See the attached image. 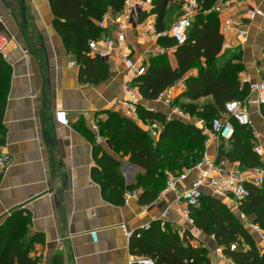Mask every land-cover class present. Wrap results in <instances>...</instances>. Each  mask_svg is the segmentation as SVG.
Here are the masks:
<instances>
[{
    "label": "crops",
    "instance_id": "0c3cea01",
    "mask_svg": "<svg viewBox=\"0 0 264 264\" xmlns=\"http://www.w3.org/2000/svg\"><path fill=\"white\" fill-rule=\"evenodd\" d=\"M175 1L178 0L174 4ZM7 2L12 9H7L0 0V35L12 38L15 46L3 58L12 68V77L3 119L5 142L0 152L10 156L11 163L3 170L0 182V225L19 211L28 216L29 235H38L44 241V244L36 243L31 253L40 264H50L56 255H61L62 264H128L134 255L130 251L133 236L128 237L127 233L145 232L143 227L160 221L170 205L182 209L183 204L175 201L173 193L164 191L156 202L142 206L139 203L142 191L136 190L133 192L137 195L128 204L116 206L105 199L95 178L96 147L101 150L100 156L108 153L120 162V172L127 185L134 184L137 174L143 172L129 157L115 154L110 141L100 133V123L108 119V111L127 118L116 105L126 97L125 68L117 56L113 57L104 61L109 65L107 81L98 85L82 83L80 66L67 53L53 26L49 0H27L26 28L16 1ZM253 5L264 12V0H248L246 5L230 0L226 11L219 16L220 20L239 18L248 31L246 41L240 36L229 37V48L222 50L220 58L238 57L235 63L243 65L244 77L261 82L264 80V16L248 21L247 7ZM152 18L155 20L154 15ZM114 32L109 27L104 33L113 35ZM126 34L132 56L144 60L148 70L152 60L158 57L152 56L158 43L142 41L132 30ZM175 51L176 47L168 48L165 54L173 69L178 66ZM191 75L197 76L198 70L187 77ZM180 98L182 95L176 101ZM255 100L256 95L251 94L247 103L254 137L257 131L264 137V118ZM210 101L212 97L202 98L196 104ZM142 103L149 110L170 113L159 102ZM57 112L66 113L68 125L58 122ZM196 124L204 128L203 122ZM141 129L146 132V128ZM208 139L206 152L210 158L216 159L221 147H232L228 142L218 147L215 139L209 136ZM235 164L240 166L238 162ZM194 177L190 175L179 182L178 189L188 187ZM169 224L176 230L187 225L177 214ZM192 237L191 243L195 246L205 247L206 241L216 245L213 238L202 232ZM211 258L214 264H234L229 259L217 262L212 251Z\"/></svg>",
    "mask_w": 264,
    "mask_h": 264
},
{
    "label": "trees",
    "instance_id": "16d2710c",
    "mask_svg": "<svg viewBox=\"0 0 264 264\" xmlns=\"http://www.w3.org/2000/svg\"><path fill=\"white\" fill-rule=\"evenodd\" d=\"M173 1L153 0L149 15L155 16L157 33L167 31V18ZM200 1L202 11L197 15L184 45H178L170 37L158 39L161 47H176L177 68L171 67L167 56L155 57L146 74L136 80L135 86L143 101L154 102L166 88L185 79L187 91L182 97L189 102L176 101L175 106L191 120L197 118L211 126L212 121L225 112L227 103L244 101L251 92L249 85L240 82L239 74L244 67L235 63L239 58H220L224 46L220 18L215 12L205 13L217 0ZM49 3L54 16L53 26L67 53L80 66V81L92 85L107 81L109 65L101 58L90 56L89 43L104 34L98 23L110 11L120 13L125 0H49ZM145 15L143 13L140 19L143 20ZM195 69L198 75L187 77ZM11 77L12 68L0 55V150L5 142L3 119ZM208 97H212V101L202 107L196 104ZM138 111L144 121H157L163 125L159 140L155 141L136 122L116 112L108 111V119L100 123V133L110 141L114 153L122 158L129 157L132 164L143 170L137 174L134 184H126L117 159L108 153L100 156L101 150L94 148L95 178L105 199L116 206L125 204L127 191L136 190L142 191L140 205L153 204L166 189L169 175L179 177L194 168L206 152L208 137L196 123L177 117L168 121L165 113L150 111L142 105ZM260 113L264 118V105H261ZM232 122L235 135L228 142L232 147L220 148L219 161L238 162L244 169L261 166V158L254 152V130L234 119ZM2 177L3 170H0V182ZM248 189L250 196L239 207L246 221L221 199L209 194L203 195L199 206L192 208L191 217L196 229L207 237H213L224 256L234 264H264V249H260L257 234L248 227L256 225L264 233V183L261 187L248 186ZM29 225L30 218L20 211L0 225V264H40L39 259L31 257V253L36 243L44 244V241L38 235H29ZM192 240L189 231L181 234L169 222L162 230L161 221H155L141 237L134 235L131 238L130 251L134 256L152 258L158 264H214L210 250L203 245H193ZM236 244L237 250L232 251L231 246ZM244 246L248 249L245 250ZM61 261V255H56L50 264H62Z\"/></svg>",
    "mask_w": 264,
    "mask_h": 264
},
{
    "label": "built area",
    "instance_id": "2783aa9c",
    "mask_svg": "<svg viewBox=\"0 0 264 264\" xmlns=\"http://www.w3.org/2000/svg\"><path fill=\"white\" fill-rule=\"evenodd\" d=\"M182 14L175 22L172 29L165 33H157L155 28V20L149 15L145 20H141V15L150 13L152 11L153 0H125L124 8L120 13L115 14L110 11L98 23L100 29L104 32L113 27L114 34H103L99 39L92 40L89 43L90 56L101 59H112L117 56L121 65L124 66L127 81H126V97L119 99L116 103L117 107L121 109L123 114L130 120L136 122L155 140L159 139L163 131V126L157 121H144L140 115L138 108L142 105V97L139 93L135 82L147 72V67L144 60L135 59L132 56V48L127 42V30H132L137 33V36L142 41H155L161 37H170L176 41L178 45H184L188 41L189 32L194 25L197 15L202 11V3L200 0H181ZM242 5H246L248 0H238ZM230 0H217L211 10L205 13L215 12L219 16L223 14L229 4ZM259 16H264V12L257 6H248L246 11V19L253 21ZM220 31L224 37L223 49L229 48L228 39L231 36H240L244 41L248 38L247 25L239 18H221ZM15 46L12 38L5 35H0V55L6 58L10 53V47ZM168 48L159 47L155 50L152 56L165 55ZM239 79L242 85H249L251 94L256 95L255 103L259 106L264 105V80L261 82H253L248 77H244L243 73L239 74ZM187 91L186 80L182 79L174 85L166 88L159 94L155 102L163 104L170 109V113L166 114L167 120L177 117L186 121H191L188 115H184L179 107L175 106L178 96L183 95ZM248 98L244 101H232L226 104L225 112L219 118L212 121L210 128H200L204 130V134L215 139L218 147L224 142H230L235 135V126L232 119L237 121L240 125L249 126L253 130V122L250 116V111L247 106ZM149 110V109H148ZM150 111L158 112L151 109ZM56 118L59 123L68 125L66 113L57 112ZM196 123V122H195ZM158 125L160 127H158ZM197 126V124H196ZM198 127V126H197ZM199 128V127H198ZM94 129L98 131L95 125ZM209 144V139L206 146ZM254 152L261 158L262 165L244 169L239 165L228 161L227 159L219 161L210 158L205 152L204 158L194 168L186 170L181 176L174 177L169 175L166 193H173L175 201L180 205L183 204L182 209L178 207H170L165 211L161 218L162 230H165L166 224L171 220L175 213H179L186 226L180 229V233L184 234L189 231L192 236L199 234L200 231L196 229L193 218L191 217L192 208L199 206L201 197L205 194L212 195L221 199L223 202L231 204L239 217L246 221V217L239 207L248 200L250 191L248 186L261 187L264 183V137L255 132ZM11 163L10 156L0 152V170L6 169ZM190 175H194L192 182L188 187L178 189V183L183 181ZM137 193L127 191L124 195L125 203L128 204L132 197ZM229 206V205H228ZM150 224L143 227V231L150 229ZM252 231L257 234L259 238V247L264 249V233L256 225H249ZM142 233H127L128 237L136 235L141 237ZM213 238V237H212ZM238 245H232L231 250H237ZM248 249V246H244ZM216 261L223 262L227 258L223 254L220 247L215 249ZM128 264H158L154 259L144 256H134L130 259Z\"/></svg>",
    "mask_w": 264,
    "mask_h": 264
},
{
    "label": "rangeland",
    "instance_id": "374dc122",
    "mask_svg": "<svg viewBox=\"0 0 264 264\" xmlns=\"http://www.w3.org/2000/svg\"><path fill=\"white\" fill-rule=\"evenodd\" d=\"M180 1L181 0H178V1H175V4L173 5V7L171 8V10L169 11V13H168V18H167V26H168V29H170V27L172 26L173 27V25L175 24V22L179 19V17L181 16V14H182V7L180 6ZM117 14V13H116ZM149 17V14L148 13H146V15L144 16V18H143V20H145L146 18H148ZM172 27H171V29H172ZM170 29V30H171ZM186 103V99L185 98H180V100H179V103ZM202 103V104H201ZM201 103H199L198 105H199V107H202L205 103H207V102H201ZM222 116V115H221ZM197 121H199V122H203V121H200V120H198L197 118H194V119H192L191 120V122H193V123H195V122H197ZM158 123H160V122H158ZM204 123V122H203ZM163 126V125H162ZM158 127H160L159 125H158ZM206 128H210V126H209V124H205L204 123V129H206ZM257 130V129H256ZM258 132V131H257ZM208 137V136H207ZM155 141H157V140H155ZM167 188V187H166ZM166 190V189H165ZM164 190V191H165ZM177 215H180L179 213H176ZM175 214V215H176ZM248 226V225H247ZM213 240H214V238H213ZM207 246H205V247H207L209 250H211L212 251V253H214L215 254V249L218 247L217 245H215L216 243L214 242V245L215 246H213L212 245V242H210V241H206V243H205ZM258 245H260V243H258ZM211 251H210V255H211Z\"/></svg>",
    "mask_w": 264,
    "mask_h": 264
},
{
    "label": "water",
    "instance_id": "95a60500",
    "mask_svg": "<svg viewBox=\"0 0 264 264\" xmlns=\"http://www.w3.org/2000/svg\"><path fill=\"white\" fill-rule=\"evenodd\" d=\"M2 3L5 5V7L7 9H12L11 5L7 2V0H1ZM16 3L18 4L19 8H20V12H21V17H22V22L24 27L26 28L27 26V0H15ZM104 61H108V59H104ZM143 105V103H142ZM186 121V120H185ZM48 142H51V139H48Z\"/></svg>",
    "mask_w": 264,
    "mask_h": 264
}]
</instances>
